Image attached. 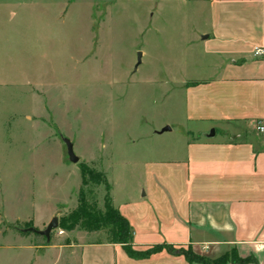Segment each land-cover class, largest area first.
Segmentation results:
<instances>
[{
    "label": "rangeland",
    "instance_id": "obj_1",
    "mask_svg": "<svg viewBox=\"0 0 264 264\" xmlns=\"http://www.w3.org/2000/svg\"><path fill=\"white\" fill-rule=\"evenodd\" d=\"M207 19L203 0H0V264H69V246L108 241L105 198L138 197L187 139ZM54 218L50 242L23 233Z\"/></svg>",
    "mask_w": 264,
    "mask_h": 264
},
{
    "label": "crops",
    "instance_id": "obj_2",
    "mask_svg": "<svg viewBox=\"0 0 264 264\" xmlns=\"http://www.w3.org/2000/svg\"><path fill=\"white\" fill-rule=\"evenodd\" d=\"M203 2L207 30L198 45L206 66L185 82L187 139L176 158L147 166L138 197L113 202L136 252L171 246L211 261L235 254L264 264V136L256 131L264 56L255 57L264 50V0ZM69 247L80 249L69 264H199L166 250L131 258L107 242Z\"/></svg>",
    "mask_w": 264,
    "mask_h": 264
},
{
    "label": "trees",
    "instance_id": "obj_3",
    "mask_svg": "<svg viewBox=\"0 0 264 264\" xmlns=\"http://www.w3.org/2000/svg\"><path fill=\"white\" fill-rule=\"evenodd\" d=\"M88 174L91 177H95L93 174L90 173ZM99 180H101V178ZM105 184L108 187L107 181H105ZM104 211H105L104 214L101 217L97 218V222L99 223L100 227L105 229L106 236L108 238L107 243L123 246L127 251V254L131 258L145 259L156 253L166 250L170 254H179L185 256L190 263L228 264L231 260L234 263H239V264H244L248 262L246 260L239 259V257L235 254H233V258L231 256H225L218 260L211 261L206 258L195 255L191 250H176L171 246H157L147 252H141V253L136 252L133 250L132 247V234H133L132 228L129 222L119 213L118 210L114 208V206L112 205V200L109 196L105 198ZM85 213H86L85 210L79 208L73 216L74 220L76 221L75 226L64 229L66 231H74L82 221L80 217H83Z\"/></svg>",
    "mask_w": 264,
    "mask_h": 264
},
{
    "label": "water",
    "instance_id": "obj_4",
    "mask_svg": "<svg viewBox=\"0 0 264 264\" xmlns=\"http://www.w3.org/2000/svg\"><path fill=\"white\" fill-rule=\"evenodd\" d=\"M204 39H206V38H204ZM141 56H142V54L140 53L139 58H141ZM140 63H141V61L139 59L138 66L140 65ZM169 131H170V128H165L162 131V133L169 132ZM211 136H214V132L211 133ZM64 143L67 147V154H68L70 162L73 164H77L79 162V158L75 155L73 144L68 139H64ZM58 227H59V220H58V218H54L51 221V223L49 224V226L47 227V229L44 231H37V230L31 228V229H27V230L23 231V233H25V234L34 233V234H37L39 236L45 237L47 239V241L50 242L52 232L54 230H57Z\"/></svg>",
    "mask_w": 264,
    "mask_h": 264
},
{
    "label": "built area",
    "instance_id": "obj_5",
    "mask_svg": "<svg viewBox=\"0 0 264 264\" xmlns=\"http://www.w3.org/2000/svg\"><path fill=\"white\" fill-rule=\"evenodd\" d=\"M264 56V50L260 49L255 52V57H263ZM256 131L264 136V120H261L257 122L256 124Z\"/></svg>",
    "mask_w": 264,
    "mask_h": 264
}]
</instances>
